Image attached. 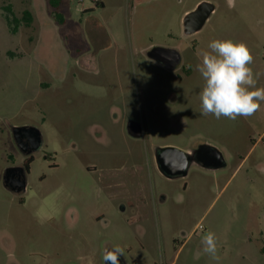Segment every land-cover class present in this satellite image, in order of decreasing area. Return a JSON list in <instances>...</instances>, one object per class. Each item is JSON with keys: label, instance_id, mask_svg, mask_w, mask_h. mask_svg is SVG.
<instances>
[{"label": "rangeland", "instance_id": "rangeland-1", "mask_svg": "<svg viewBox=\"0 0 264 264\" xmlns=\"http://www.w3.org/2000/svg\"><path fill=\"white\" fill-rule=\"evenodd\" d=\"M147 1L60 0L56 11L0 0V264H104L117 244L127 264H264V102L247 119L203 116L196 70L212 40L243 41L264 87V0ZM202 1L214 12L183 36ZM154 47L177 50V69L149 59ZM22 126L43 145L19 196L3 174L21 162L12 128ZM205 143L224 168L192 164L173 180L157 171L156 148ZM208 231L219 262L202 251Z\"/></svg>", "mask_w": 264, "mask_h": 264}, {"label": "clouds", "instance_id": "clouds-1", "mask_svg": "<svg viewBox=\"0 0 264 264\" xmlns=\"http://www.w3.org/2000/svg\"><path fill=\"white\" fill-rule=\"evenodd\" d=\"M227 4L229 8L236 6L235 0H227ZM207 49L200 53V62L196 65L204 80L200 92L201 114L233 121L255 115L264 102V87H256L257 74L250 66L254 63L251 49L245 42L232 39H214ZM201 244L203 253L220 261L215 232L204 234ZM123 254L124 248L118 244L111 250L104 249V264H120Z\"/></svg>", "mask_w": 264, "mask_h": 264}, {"label": "water", "instance_id": "water-1", "mask_svg": "<svg viewBox=\"0 0 264 264\" xmlns=\"http://www.w3.org/2000/svg\"><path fill=\"white\" fill-rule=\"evenodd\" d=\"M214 10L215 6L212 3L202 1L187 12L182 19L183 36H192L201 31ZM146 55L170 71L177 69L181 63L180 53L172 48L154 47ZM127 131L132 138L142 137L141 126L137 123H129ZM12 136L17 148L24 155L39 150L42 145L41 132L34 127H14ZM26 140L31 143L30 146H27ZM155 163L159 172L170 180L186 177L192 164L210 170H218L226 166L221 151L210 144L200 145L194 150H184L172 146L156 148ZM3 185L13 193L24 192L27 187L26 170L22 167L6 169L3 174Z\"/></svg>", "mask_w": 264, "mask_h": 264}, {"label": "flooded vegetation", "instance_id": "flooded-vegetation-1", "mask_svg": "<svg viewBox=\"0 0 264 264\" xmlns=\"http://www.w3.org/2000/svg\"><path fill=\"white\" fill-rule=\"evenodd\" d=\"M26 143H27V146H30L31 145V143L29 142V141H25ZM205 144H207V143H205ZM42 145H43V137H42ZM42 145H41V147H42ZM200 145H203V144H199V145H197V146H195V147H192V148H190L189 150H194V149H196V148H198ZM40 147V148H41ZM19 150V149H18ZM38 151V150H37ZM36 151H34V152H32L31 154H28V155H24V154H22L20 151H19V153L21 154V157H22V159H21V162H19V164H16V165H14L13 167H22V168H24L25 170H26V163H27V161H29L30 159H32V161H33V154L35 153ZM154 162H155V151H154ZM32 163V162H31ZM30 163V164H31ZM30 164H29V168H30ZM199 166V165H198ZM155 167H156V169H157V171L159 172V170H158V168H157V165H156V163H155ZM29 168H28V170H26V177H27V174H28V172H29ZM159 174L160 175H162L160 172H159ZM163 176V175H162ZM164 177V176H163ZM167 179V178H166ZM170 180V179H169ZM171 180H173V179H171ZM10 191V190H9ZM11 192V191H10ZM25 192V191H24ZM24 192H21V193H13V192H11V193H13L14 195H22ZM22 202H23V200H22ZM122 211H125V207H122ZM120 264H127V262H126V260L123 258V256L122 257H120Z\"/></svg>", "mask_w": 264, "mask_h": 264}, {"label": "trees", "instance_id": "trees-1", "mask_svg": "<svg viewBox=\"0 0 264 264\" xmlns=\"http://www.w3.org/2000/svg\"><path fill=\"white\" fill-rule=\"evenodd\" d=\"M50 5L52 6V8H54L56 11L59 9L60 6V0H49ZM59 16V23L63 22V19ZM23 20L25 21L26 24H29L31 22V16L28 12H25L23 15ZM32 162V159H30L29 161H27L26 163V170H28L29 168V164ZM261 253L262 255H264V247H262L261 249Z\"/></svg>", "mask_w": 264, "mask_h": 264}, {"label": "crops", "instance_id": "crops-1", "mask_svg": "<svg viewBox=\"0 0 264 264\" xmlns=\"http://www.w3.org/2000/svg\"><path fill=\"white\" fill-rule=\"evenodd\" d=\"M137 2H138V3H144L145 0H137ZM146 2H148V1L146 0ZM99 3H100V2H99Z\"/></svg>", "mask_w": 264, "mask_h": 264}, {"label": "built area", "instance_id": "built-area-1", "mask_svg": "<svg viewBox=\"0 0 264 264\" xmlns=\"http://www.w3.org/2000/svg\"><path fill=\"white\" fill-rule=\"evenodd\" d=\"M95 1H97V0H95Z\"/></svg>", "mask_w": 264, "mask_h": 264}]
</instances>
